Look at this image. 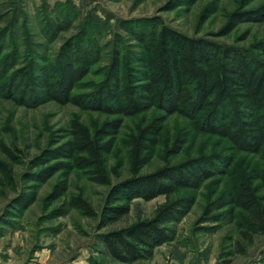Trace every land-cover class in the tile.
Instances as JSON below:
<instances>
[{"label":"rangeland","instance_id":"obj_1","mask_svg":"<svg viewBox=\"0 0 264 264\" xmlns=\"http://www.w3.org/2000/svg\"><path fill=\"white\" fill-rule=\"evenodd\" d=\"M175 1L0 0V264H122L109 255L104 235L148 221L158 207L183 199L192 200L189 211L165 225L172 231V240L157 247L149 259L131 264H264V234L242 237L239 209L217 223L204 220L206 208L230 197L236 177L232 167L226 175L203 182L198 190H181L149 201L135 199L124 217L100 226L110 187L131 176L128 137L137 126L163 115L157 110L122 118L116 146L106 160L109 185H98L74 170L65 196L53 201L49 195L61 173L44 184L28 182L39 168H33L35 158L64 137L71 121L93 129L115 118L72 103L31 100L35 94L25 88L21 73L33 68L52 71L60 48L69 41L80 53H96L88 73L72 91L74 97H86L105 79L114 52L122 59H128L127 53H138L133 30L157 19L184 36L230 47L264 62L258 48L264 40V18L259 14L264 0H195L190 6L169 9ZM236 14L252 18L228 32ZM47 30L53 33L48 35ZM176 139L184 144L179 154L171 155ZM210 154L230 157L264 198L254 178L264 169V150L258 155L238 153L224 140L195 133L188 120L178 115L167 117L154 156L140 174ZM33 192L34 202L20 211V204ZM76 198L88 205L92 216L70 206ZM229 208L212 214L224 216ZM60 210L65 214L58 216Z\"/></svg>","mask_w":264,"mask_h":264},{"label":"trees","instance_id":"obj_2","mask_svg":"<svg viewBox=\"0 0 264 264\" xmlns=\"http://www.w3.org/2000/svg\"><path fill=\"white\" fill-rule=\"evenodd\" d=\"M194 2L176 0L168 8L190 6ZM262 11L259 12L261 20L264 9ZM232 17L228 32L240 21L252 18L238 14ZM133 34L138 53H127L128 59H122L119 52H114L105 79L86 97L71 94L88 73L96 53H80L70 41L60 48L58 63L52 71L33 68L21 73L25 88L35 94L31 97L33 101L72 103L115 117L93 129L71 121L64 137L35 158L33 168H39L28 182L44 184L61 173V180L49 195V200L53 201L65 196L68 177L74 170L82 171L98 185H109L106 160L116 146L122 118L157 110L163 115L137 126L135 133L128 137L131 176L110 187L100 213V226H108L124 217L135 199L149 201L159 196L170 197L181 190H198L203 182L216 175H226L232 167L231 172L236 173V177L230 197L206 208L204 220L217 223L231 218L237 208L242 213L238 225L242 237L264 234V198L258 195L257 188L245 174L232 165L230 157L200 155L150 174H140L152 160L164 123L172 115L188 120L197 134L226 141L238 153L260 154L264 150V62L230 47L184 36L159 19L147 25L138 24ZM258 48L264 55V40ZM183 144V140L176 139L169 153L179 154ZM254 178L264 190V169ZM34 200L35 192L25 204H20V211ZM191 205L192 200L185 199L166 203L156 209L152 219L104 235L109 255L122 264L149 259L157 247L173 238L171 229L165 225L173 222L178 214L187 213ZM70 206L85 216H92V211L80 198L73 199ZM228 206L224 216L212 214ZM64 214L61 210L57 213L58 216Z\"/></svg>","mask_w":264,"mask_h":264}]
</instances>
